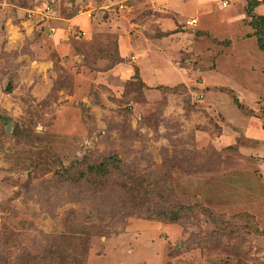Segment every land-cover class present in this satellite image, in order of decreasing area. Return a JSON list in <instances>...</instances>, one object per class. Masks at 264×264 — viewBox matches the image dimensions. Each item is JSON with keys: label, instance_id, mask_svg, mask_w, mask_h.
<instances>
[{"label": "rangeland", "instance_id": "obj_1", "mask_svg": "<svg viewBox=\"0 0 264 264\" xmlns=\"http://www.w3.org/2000/svg\"><path fill=\"white\" fill-rule=\"evenodd\" d=\"M257 1L0 0V264H264Z\"/></svg>", "mask_w": 264, "mask_h": 264}, {"label": "trees", "instance_id": "obj_2", "mask_svg": "<svg viewBox=\"0 0 264 264\" xmlns=\"http://www.w3.org/2000/svg\"><path fill=\"white\" fill-rule=\"evenodd\" d=\"M246 1L248 2L250 9L251 8L255 9L259 5L258 4L259 2L257 0H246ZM252 20H253L252 26H253L254 31H255L253 36H255V38H256L257 47L260 51L264 52V16H253ZM114 162H116V158L110 156L107 159H105L104 161H102L100 164H98L97 166L90 165L92 168H94L91 173H93V174L98 173L99 175L105 177V176L111 174V172L114 170L113 169ZM73 176H76L77 179L78 178L81 179L83 177V175H77V174L73 175ZM73 180H74V178H73ZM148 216H149V219H152L154 217V215H152V216L148 215ZM173 217H175V215H173ZM52 250H53V248H51V247L48 248V251L53 252ZM61 253H62V251H61ZM64 254H66V253H64ZM51 255H52V253H51ZM73 255H75V254H73Z\"/></svg>", "mask_w": 264, "mask_h": 264}, {"label": "built area", "instance_id": "obj_3", "mask_svg": "<svg viewBox=\"0 0 264 264\" xmlns=\"http://www.w3.org/2000/svg\"><path fill=\"white\" fill-rule=\"evenodd\" d=\"M130 1V0H129ZM121 5V4H119ZM224 5H226V2L224 3ZM122 8V6H120ZM196 24V21L195 20H190V21H187V25H195Z\"/></svg>", "mask_w": 264, "mask_h": 264}, {"label": "crops", "instance_id": "obj_4", "mask_svg": "<svg viewBox=\"0 0 264 264\" xmlns=\"http://www.w3.org/2000/svg\"><path fill=\"white\" fill-rule=\"evenodd\" d=\"M122 43L120 42V45H121Z\"/></svg>", "mask_w": 264, "mask_h": 264}, {"label": "water", "instance_id": "obj_5", "mask_svg": "<svg viewBox=\"0 0 264 264\" xmlns=\"http://www.w3.org/2000/svg\"><path fill=\"white\" fill-rule=\"evenodd\" d=\"M8 127H9V124H8Z\"/></svg>", "mask_w": 264, "mask_h": 264}]
</instances>
